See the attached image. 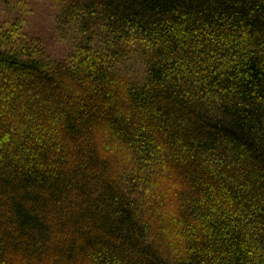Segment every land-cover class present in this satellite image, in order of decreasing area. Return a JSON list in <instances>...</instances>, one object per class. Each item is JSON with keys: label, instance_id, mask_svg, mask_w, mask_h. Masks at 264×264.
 Here are the masks:
<instances>
[{"label": "trees", "instance_id": "16d2710c", "mask_svg": "<svg viewBox=\"0 0 264 264\" xmlns=\"http://www.w3.org/2000/svg\"><path fill=\"white\" fill-rule=\"evenodd\" d=\"M55 20L79 40L62 60L0 27V264H264V0Z\"/></svg>", "mask_w": 264, "mask_h": 264}, {"label": "rangeland", "instance_id": "374dc122", "mask_svg": "<svg viewBox=\"0 0 264 264\" xmlns=\"http://www.w3.org/2000/svg\"><path fill=\"white\" fill-rule=\"evenodd\" d=\"M60 3L61 0H0V27L16 22L19 34L24 33L41 40L47 58L65 59L79 40L73 33V27H58L55 17ZM119 68L121 73L135 81L143 78L145 70L143 60L136 50L119 62Z\"/></svg>", "mask_w": 264, "mask_h": 264}]
</instances>
